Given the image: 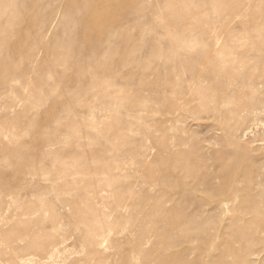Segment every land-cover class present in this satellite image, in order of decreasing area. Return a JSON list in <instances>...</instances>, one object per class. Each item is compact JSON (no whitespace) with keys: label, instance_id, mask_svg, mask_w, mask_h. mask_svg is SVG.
<instances>
[{"label":"rangeland","instance_id":"1","mask_svg":"<svg viewBox=\"0 0 264 264\" xmlns=\"http://www.w3.org/2000/svg\"><path fill=\"white\" fill-rule=\"evenodd\" d=\"M260 211L264 0H0V220L46 264H264Z\"/></svg>","mask_w":264,"mask_h":264},{"label":"bare ground","instance_id":"2","mask_svg":"<svg viewBox=\"0 0 264 264\" xmlns=\"http://www.w3.org/2000/svg\"><path fill=\"white\" fill-rule=\"evenodd\" d=\"M105 2L112 3L113 0H105ZM244 109L246 110L247 113V111L255 112L258 108H255L254 106L246 103L244 104ZM68 127L70 128V124H68ZM74 181L76 182V179H74ZM70 188H72L70 185H66L63 186L61 190L70 191ZM225 194L226 192H220V195H225ZM61 200L66 201V199H61ZM23 209L24 211H31L30 204L27 205V208L25 207ZM263 212L261 213L260 211L259 213H261L262 215L264 214ZM8 219L6 218V220L8 221L6 220H0V221L4 223H8L10 222V220H15L14 222L18 223L24 230H26L27 235H24V238L27 240L29 244V248L26 251L17 249L13 254L14 259L22 257L21 255L24 253L29 255L33 254L36 260L39 261L40 264H46L47 262L46 257L53 258L56 254H58L61 251V241L65 240V238L61 239V235H59L60 233L59 231H57V227L55 226V224L45 225L46 221H44V224H39L31 220L23 221L19 217L16 218L11 217ZM263 220H264V216H263ZM53 231H55V234L52 237L51 232ZM262 231H264V226L262 227ZM47 235H51V236H49L48 239L44 241ZM24 238H17V239H24ZM103 238H104L103 233L90 235L88 237V240H90L89 245L93 246ZM9 243H10L9 239L3 241V244L5 246H8Z\"/></svg>","mask_w":264,"mask_h":264}]
</instances>
